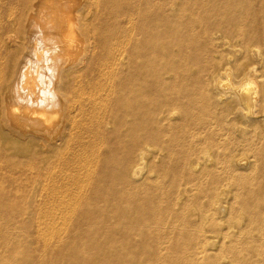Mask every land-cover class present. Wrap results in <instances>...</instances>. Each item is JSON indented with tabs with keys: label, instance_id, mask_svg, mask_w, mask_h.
<instances>
[{
	"label": "bare ground",
	"instance_id": "6f19581e",
	"mask_svg": "<svg viewBox=\"0 0 264 264\" xmlns=\"http://www.w3.org/2000/svg\"><path fill=\"white\" fill-rule=\"evenodd\" d=\"M257 1L11 0L16 14L8 19L0 14L6 18L0 21V47L8 49L0 64V147L11 153L0 148V179L15 192L0 186V210L14 198L17 220L24 216L45 233L37 236L44 248L32 250L28 226L22 227L21 241L1 264H104L100 257L108 245L56 252L49 242L63 244L68 233L77 232L87 234L83 241H95L109 231L120 244L117 264H264L260 48L224 42L242 59L232 71L228 55L221 71L206 79L210 92L219 101L228 98L227 110L242 121L234 129L235 144H211L219 153L215 160L212 150L191 144L195 133L177 126L168 145L177 152L137 182L156 148L146 145L135 155L131 144L160 141L164 132L155 121L177 115L168 107H175L179 96L191 95V107L196 105V92L188 88L193 86L189 63L178 67V59L164 56L214 30L253 33L264 42V3L254 8ZM168 7L179 8L182 16L164 36L156 35ZM109 20H122L131 31L112 32L107 41L101 29ZM213 34L216 45L226 39ZM77 55L79 62H71ZM164 95L175 99L159 103ZM192 117L200 130L208 129L202 115ZM1 235L12 240L10 230Z\"/></svg>",
	"mask_w": 264,
	"mask_h": 264
},
{
	"label": "rangeland",
	"instance_id": "374dc122",
	"mask_svg": "<svg viewBox=\"0 0 264 264\" xmlns=\"http://www.w3.org/2000/svg\"><path fill=\"white\" fill-rule=\"evenodd\" d=\"M10 3H11V0H0V11L2 10V12H0V14L1 15L3 14L4 16H6L7 19L10 18L12 13H13V15L16 14V10L14 8H13V10L10 9L11 8ZM263 3H264V1L258 0L257 2H255L253 4V6H254V8L257 5L262 6ZM169 8L170 7H168L167 10L163 11V13H162L163 15L160 14L161 16H160V18L157 22L156 28H155V34L156 35L158 34V35L164 36L166 34L165 33L166 27L167 26L176 27L177 22L180 20V17L182 16V11L179 10V8H175V7H172L170 9ZM4 9H6V10L4 11ZM1 15H0V17H1ZM2 17H1V19H2ZM263 18H264V16H263ZM1 19H0V21L6 20L5 17H4V20L3 19L1 20ZM102 27H103L101 29L102 34L107 41L112 39V37H111L112 32L118 33V32L125 30V33L128 34V31L129 30L131 31V29L128 27V25L125 24V22H123L122 20L118 23L114 22L113 20H109V21L105 22ZM133 32H135V31H133ZM210 32L202 33L200 35V37H198L196 39V41L190 40L191 42L189 41L188 44H186V45L183 44L181 47H177L175 45V47L172 48L168 52V54L164 56L165 60L166 59H168V60L178 59L175 62L176 63L175 66H178V67H181L182 65H187L189 63L188 66L191 67L190 70L192 69L190 76L192 77L193 86H192V88H190V86L188 88L191 89V91L194 90L196 92V99H195L196 105H195V107H191V104H190L192 102L191 95L179 96L178 97L179 98L178 104H176V106L173 108L172 107L170 108V106L168 107V110H170L172 113L177 112V113H175V115L176 114L177 115L175 117H172V119H169L167 121H165L164 118H157V120L155 121V125L157 126V128L160 129L162 132H164V134L161 135L160 141H154V142L147 143V141L135 140V141L131 142V144L134 145V148H135V155H136V153H138V151H140L141 148L145 147L146 145H150L151 147L154 146L153 147L154 150L156 148L154 153L147 155V157L149 158L148 164H147L146 169L144 170V172L142 174V177L140 176L139 177L140 179L137 182H143V181L147 180L148 174L151 170L157 169L158 166H161L163 160L165 161V159H167L169 157V155H171L170 153L177 152V149L174 150L168 146L171 139H173V137L175 136V133L173 131H171V128L182 125V127L185 126V129L190 130L191 132L195 133L194 138L191 140L192 141L191 144L192 145H198L199 146L198 150H202V149H206V148L212 150L211 153H212L214 160L216 159V157L218 156L219 153L215 152V149L212 148L213 147L211 145L212 143H217V144L220 143V144H223L224 146L227 144L233 145L236 143V137L235 136H237V133L235 132L234 129L242 121L240 122V117L235 118V117L231 116V114L233 113L232 110H230V111L227 110L226 105L228 103V98L224 99V102L219 101L218 98H216V95H214V94H212V92H210L209 88H207L205 85L206 79H209L214 74V72L215 73H216V71L218 72V70H220V68L222 66L226 65V64L223 65V62L224 63L227 62L228 58H226V57L228 55H232V57H233V58L231 57L232 62L230 63V66H229L232 68L231 69L232 71H233L234 63L236 61L242 59L241 57H239L236 54L235 51H233L234 48L225 47L226 43H224V42H230L231 45L233 47H236V48H238V47L243 48V46H245L247 49L249 46H251L249 48H257V49L260 48L258 50H260L261 52L263 51L262 52L263 54H264V42L258 41L254 36L255 34H253V33L229 34V33H225L224 31H218V30H214L211 33ZM213 33H218V35L220 34L223 39H225V37H226L227 40L226 39H225L226 41L221 40V41L217 42V45H216L217 39H215L216 37H215V34H213ZM213 35H214V37H213ZM236 39L239 41H237ZM235 40H236V43H235ZM223 45H224V47H222ZM252 46H254V47H252ZM245 47L243 49H246ZM108 51H109V53H108V56L106 57V59L102 58L105 61L108 60V57L111 54V51L107 50L104 53V57L106 56ZM224 53L226 55H224ZM7 55H8V49H5L4 47H0V64L2 61L4 62ZM228 57H230V56H228ZM79 60H80V56L77 55V56H72L70 61L77 63V62H79ZM100 64L102 65V64H104V62L101 61ZM158 67H159V64H158ZM263 68H264V66L261 65L259 70L264 75V69ZM0 71H1V69H0ZM235 78H236L235 74L232 73V79L236 80ZM236 81H238V80H236ZM206 94H208L210 98L207 97ZM169 96L173 97V99H175V96H171V95H169ZM170 97H167V95L161 96V99L160 100L158 99V102L164 103L165 102L164 98L167 99ZM225 100H227V101H225ZM158 102H156L155 106L161 105ZM217 105L219 106V109H218ZM174 110H176V111H174ZM191 111H192V113H191ZM192 115L193 116H196V115L201 116L202 115L204 120H206L207 123L208 122L210 123L208 129L207 128L205 129L207 131H205V130L202 131V130H200L199 127H197L198 124H196V120L194 119L196 117L193 118ZM229 115H230V117H229ZM187 116L189 117L188 121H187ZM226 118L227 119L229 118V119L227 120ZM237 118H238V121H237ZM225 120H227V121H225ZM219 121H221V122H219ZM167 129H169V131ZM201 131H202V134H198ZM0 148L3 149V150H1L3 154H6L7 156L11 155V153L7 150V148H5L3 146ZM121 149H123V148H121ZM123 151H124V149L122 150L121 154L123 153ZM156 151L157 152L163 151L165 154L163 153L161 155V157H158L156 155V153H157ZM213 152H214V154H213ZM199 153H200V151L197 152L196 154H199ZM32 158H33V156H32ZM35 160L36 159H34V162H33V159L29 160V161H31L30 163H35L36 162ZM4 161H7V160H4ZM29 161H28V163H29ZM156 161H158V162H156ZM1 175H2V172L0 171V176ZM0 186H2L3 189H5L11 193L15 192V186H13L11 183H7L4 179H0ZM11 203H12L11 204L12 206L10 205V207L8 209L4 210L3 212H1V210H0V264H1L2 258H4V256L6 255V251H11L12 249H14L16 247L15 246L16 243H18V241H21L20 229L24 226H26V227L28 226L26 231H27V235L29 236V247H31L32 250H37L38 248H40V249L44 248L43 243H41L37 240V236L45 233L43 230V226L40 224L41 229L39 228V231L37 232L35 226H33V225L29 226V224H28L29 220H25V219L23 220L24 216H21V218H19L17 220V216L19 214L20 207H17V208L15 206L13 207V205H15L17 203V200H15L14 198L12 199ZM3 209H5V207H3ZM31 211H34V210L32 209ZM4 212L6 213V215L4 214ZM11 212H12V214H11ZM8 218H13L14 223L13 222L8 223V221H9ZM14 218L16 221H14ZM17 221H19L18 224H17ZM23 223H25V225H22ZM8 230H10L12 240H9L8 237H6V236L4 237L1 235L3 231L8 232ZM90 231L91 230L89 229L88 232H90ZM107 233L108 234L105 235L106 236L105 239L99 238L98 240L95 239V241H93L92 239L90 240L89 238H88L89 240L87 239V241L86 240L83 241V239H84L83 237H85L87 234L83 235L79 232H77L75 234L68 233L67 237L69 235H71V238L67 239L65 241V243H63V244L58 243L57 240H54V239H51L49 243H52L55 245L56 252L62 251L63 247H65L64 249L70 247L72 249H75L76 251H78V250L81 251V247L83 246V244L86 246V248H89V251L91 248L97 250L99 245L100 246L103 244L108 245L107 247H105L104 253L100 257V259L104 260V264H117V262L115 260L116 259L115 256H116V253L118 252L119 247H120V244L118 242V236H117V233L115 231H113V232L109 231ZM24 238L25 237H23V239ZM148 251H150V250H148ZM13 260H15V259H13ZM84 261H87V262L89 261V257L87 255L84 256ZM149 263L150 262H147L146 264H149ZM8 264H16V263L9 261Z\"/></svg>",
	"mask_w": 264,
	"mask_h": 264
}]
</instances>
